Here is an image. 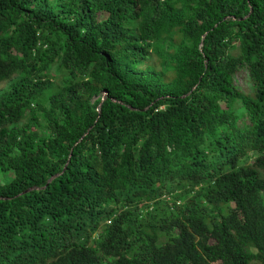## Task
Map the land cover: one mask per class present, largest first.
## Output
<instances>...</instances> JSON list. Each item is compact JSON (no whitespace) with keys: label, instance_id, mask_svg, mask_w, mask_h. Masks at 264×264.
Listing matches in <instances>:
<instances>
[{"label":"trees","instance_id":"trees-1","mask_svg":"<svg viewBox=\"0 0 264 264\" xmlns=\"http://www.w3.org/2000/svg\"><path fill=\"white\" fill-rule=\"evenodd\" d=\"M3 82L0 264H264V0H0Z\"/></svg>","mask_w":264,"mask_h":264},{"label":"rangeland","instance_id":"rangeland-1","mask_svg":"<svg viewBox=\"0 0 264 264\" xmlns=\"http://www.w3.org/2000/svg\"><path fill=\"white\" fill-rule=\"evenodd\" d=\"M249 78L247 75V70H242V72L238 73L236 76V81L238 86L244 90V91H249V82H248ZM7 87V83H0V91L4 88ZM105 93L103 92L101 95V98H104ZM1 180L4 181H8L9 179H11V177L9 175H4L0 178ZM166 199H173L171 196H166ZM198 202H200V200H198Z\"/></svg>","mask_w":264,"mask_h":264}]
</instances>
